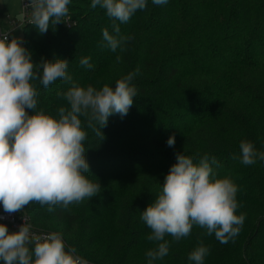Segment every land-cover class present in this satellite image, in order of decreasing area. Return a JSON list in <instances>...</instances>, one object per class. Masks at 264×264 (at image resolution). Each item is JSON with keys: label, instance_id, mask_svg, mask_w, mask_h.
I'll list each match as a JSON object with an SVG mask.
<instances>
[{"label": "trees", "instance_id": "1", "mask_svg": "<svg viewBox=\"0 0 264 264\" xmlns=\"http://www.w3.org/2000/svg\"><path fill=\"white\" fill-rule=\"evenodd\" d=\"M90 3L72 0L62 22H50L42 34L31 22L23 25L21 43L34 71L39 76L35 65L42 60L64 58L72 82L99 89L139 69L132 80L137 95L123 118L108 117L103 138L84 127L85 175L101 191L51 211L30 202L22 209L30 224L59 231L66 247L88 261L146 264V251L156 245L140 211L160 191L176 152L194 159L207 153L217 161V175L237 187L236 214L244 216L239 232L226 243L198 226L180 240L166 235L168 254L155 264H190L198 244L209 250L204 264H264V163L239 160L241 140L264 151V0H147L119 24L121 34L132 37L122 52L104 46L102 29L111 33L113 21ZM82 57L91 68L80 64ZM32 83L38 109L55 116L68 107L63 93L71 82ZM170 134L172 147L166 145Z\"/></svg>", "mask_w": 264, "mask_h": 264}, {"label": "clouds", "instance_id": "2", "mask_svg": "<svg viewBox=\"0 0 264 264\" xmlns=\"http://www.w3.org/2000/svg\"><path fill=\"white\" fill-rule=\"evenodd\" d=\"M72 0H27L31 23L39 33L57 24L69 14ZM163 5L168 0H151ZM147 0H91L90 6H100L113 21L111 33L102 29L104 46L113 52L124 51L130 35L121 34L119 24L129 21L137 10L146 7ZM119 22V23H116ZM119 59V56H117ZM80 64L91 68L89 57ZM34 71L31 52L9 31H0V206L4 212H21L30 202L66 208L70 203L90 199L101 191L98 182L85 173L89 164L85 156L84 127L102 134L108 117L123 118L134 102L137 88L132 83L135 72L117 79L114 86L104 84L99 89L72 82L64 58L45 59L36 63ZM39 79L44 88L57 80L71 82L63 93L68 107L58 108L53 116L37 108L39 95L32 83ZM60 95V93H58ZM27 110H31L29 114ZM83 122H82V119ZM98 125V129H97ZM175 143L170 134L166 145ZM239 160L243 165L264 163V151L256 149L250 140L239 143ZM215 157L207 153L194 159L183 152L175 153V163L164 175L155 199L140 211V219L151 230L147 239L155 247L146 251V264H155L168 254L170 235L174 240L187 237L193 226L226 243L235 237L242 225L243 214L237 215V187L229 176H218ZM208 248L198 244L188 255L190 264H204ZM0 264H86L74 248L66 247L59 231L38 232L30 223L9 231L0 223Z\"/></svg>", "mask_w": 264, "mask_h": 264}, {"label": "built area", "instance_id": "3", "mask_svg": "<svg viewBox=\"0 0 264 264\" xmlns=\"http://www.w3.org/2000/svg\"><path fill=\"white\" fill-rule=\"evenodd\" d=\"M26 3L27 0H20L19 20H12L7 17L6 22H0V31H9V39H11L10 33L13 29L17 27H23L25 23L31 22V9L25 5ZM23 217L25 218V222L30 223L29 217L23 210H21V212L6 213L4 212L2 206H0V223L7 225L9 231L18 230L19 226L23 223ZM34 230L41 232V230ZM84 260L86 261V264H105L102 262H92L86 259Z\"/></svg>", "mask_w": 264, "mask_h": 264}, {"label": "rangeland", "instance_id": "4", "mask_svg": "<svg viewBox=\"0 0 264 264\" xmlns=\"http://www.w3.org/2000/svg\"><path fill=\"white\" fill-rule=\"evenodd\" d=\"M19 8L20 0H0V21L6 22L7 17L12 20H19ZM22 30V27L13 29L10 33L11 38L16 37L21 42Z\"/></svg>", "mask_w": 264, "mask_h": 264}]
</instances>
